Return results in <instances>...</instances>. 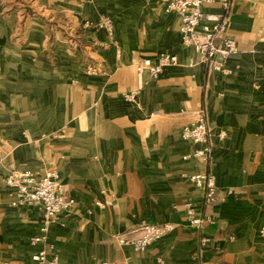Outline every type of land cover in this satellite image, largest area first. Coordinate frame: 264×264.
<instances>
[{"label": "crops", "instance_id": "obj_1", "mask_svg": "<svg viewBox=\"0 0 264 264\" xmlns=\"http://www.w3.org/2000/svg\"><path fill=\"white\" fill-rule=\"evenodd\" d=\"M10 1L0 0V264H33L41 249L59 264H264V0L234 1L228 36L239 51L224 73L182 43L165 0ZM160 54L177 64L157 79L137 73ZM200 115L211 166L184 159L201 146L181 131ZM50 170L77 204L33 244L42 215L12 207L5 179ZM209 170L212 203L189 180ZM187 204L203 229L189 224ZM165 223L174 229L163 239L132 248L140 225Z\"/></svg>", "mask_w": 264, "mask_h": 264}, {"label": "built area", "instance_id": "obj_2", "mask_svg": "<svg viewBox=\"0 0 264 264\" xmlns=\"http://www.w3.org/2000/svg\"><path fill=\"white\" fill-rule=\"evenodd\" d=\"M235 0H165L164 6L167 12H175L179 15L180 36L182 43L199 53L202 62L217 72H227L226 59L238 53L237 42L228 36L230 29V15ZM219 5L221 12H206V6ZM99 25L105 30H111V21L103 18ZM177 58L171 54H160L157 59H145L136 65L139 75L148 73L157 79L167 67L177 64ZM88 74L95 75L96 69L90 67ZM136 92L124 95L132 101L136 98ZM228 133L221 130L218 133L220 139H225ZM181 136L184 140L200 145L201 148L184 159L196 158L212 163L213 143L212 135L205 115H200L193 123L183 127ZM189 180L202 190L206 203H212L216 195V178L209 172H196L189 176ZM5 184L11 197L12 207H30L38 210L42 215L41 234L32 238L33 244L45 243L48 239L50 225L63 213H69L76 206L74 197L67 196L63 192V185L58 171L50 170L39 177L30 171H13L5 179ZM99 206L104 208L102 203ZM186 214L189 224L198 229H203L206 220L198 215L192 204L186 205ZM174 229L173 224L163 225L142 224L136 231L141 232L137 239L129 241L137 252L146 251L151 245L159 242ZM260 237L264 245V227L260 229ZM205 244V241H203ZM33 264H59L56 254L47 249H41L32 257ZM107 264V263H103ZM115 264H130L127 261Z\"/></svg>", "mask_w": 264, "mask_h": 264}, {"label": "rangeland", "instance_id": "obj_3", "mask_svg": "<svg viewBox=\"0 0 264 264\" xmlns=\"http://www.w3.org/2000/svg\"><path fill=\"white\" fill-rule=\"evenodd\" d=\"M5 2H6V5H9L10 3H11V1L10 0H5ZM15 2H17V4H19V5H21V4H24V3H26V0H15ZM33 14H35L36 16H37V13H30V15H33ZM101 19H103V18H101ZM100 19V20H101ZM99 20V21H100ZM93 26H95V25H93ZM100 26V25H99ZM101 27V26H100ZM97 28L99 29V27L97 26ZM105 29V28H104Z\"/></svg>", "mask_w": 264, "mask_h": 264}]
</instances>
